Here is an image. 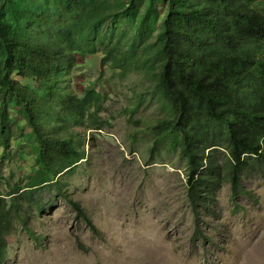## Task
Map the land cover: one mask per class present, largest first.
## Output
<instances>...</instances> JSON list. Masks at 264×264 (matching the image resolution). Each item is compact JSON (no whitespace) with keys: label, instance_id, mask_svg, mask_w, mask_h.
Masks as SVG:
<instances>
[{"label":"rangeland","instance_id":"374dc122","mask_svg":"<svg viewBox=\"0 0 264 264\" xmlns=\"http://www.w3.org/2000/svg\"><path fill=\"white\" fill-rule=\"evenodd\" d=\"M127 1L108 0L111 15L75 30L80 52L56 74L61 92L95 93L91 111L100 126L89 119L66 125L86 160L58 176L57 185L28 190L37 147L20 111L5 101L0 198L14 211L5 264H264V163L242 173L236 197L226 178L216 201L196 209L181 142L157 129L171 117L154 90L153 67L168 6L159 1L148 16V0H134L129 14L117 5ZM23 30L34 37L43 32L33 24ZM16 188L24 194L12 195Z\"/></svg>","mask_w":264,"mask_h":264},{"label":"trees","instance_id":"16d2710c","mask_svg":"<svg viewBox=\"0 0 264 264\" xmlns=\"http://www.w3.org/2000/svg\"><path fill=\"white\" fill-rule=\"evenodd\" d=\"M159 1L168 9L156 39L154 90L163 97L171 117L160 121L157 129L167 130L181 142L189 165L191 202L196 209H206L216 201L226 178L236 197L242 173L264 163V0H148V16ZM134 4V0L117 2L129 14ZM112 10L108 0H4L1 4L0 137L9 99L31 129L37 147L28 190L57 185L58 176L86 160L85 150L65 127L89 119L99 130L91 111L96 95L61 92L56 74L72 65L80 52L75 30L102 23ZM23 24L43 32L34 37L23 30ZM21 192L16 188L11 194L21 196ZM64 197L77 217L100 236L80 204ZM5 204L1 197L0 264L8 257L14 220V211Z\"/></svg>","mask_w":264,"mask_h":264}]
</instances>
